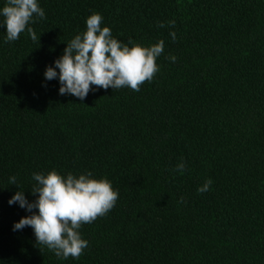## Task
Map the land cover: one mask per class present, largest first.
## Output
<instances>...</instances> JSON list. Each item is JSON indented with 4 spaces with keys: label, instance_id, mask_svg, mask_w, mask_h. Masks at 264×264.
<instances>
[{
    "label": "trees",
    "instance_id": "trees-1",
    "mask_svg": "<svg viewBox=\"0 0 264 264\" xmlns=\"http://www.w3.org/2000/svg\"><path fill=\"white\" fill-rule=\"evenodd\" d=\"M39 6L38 40L25 31L5 42L0 27V264H264V0ZM92 12L125 43L164 40L138 91L97 87L81 101L44 79ZM50 168L89 170L118 190L112 209L81 225L88 247L75 259L36 244L30 226L12 230L29 213L7 203L8 177L34 200L32 173Z\"/></svg>",
    "mask_w": 264,
    "mask_h": 264
},
{
    "label": "clouds",
    "instance_id": "clouds-1",
    "mask_svg": "<svg viewBox=\"0 0 264 264\" xmlns=\"http://www.w3.org/2000/svg\"><path fill=\"white\" fill-rule=\"evenodd\" d=\"M44 17L39 0H3L0 27L4 29L5 42L15 41L25 31L33 41L38 40L30 25ZM102 20L100 13H90L84 21L85 29L73 35L62 53L53 59L51 65L45 66L43 77L46 81H58L59 94H71L82 101L97 87H128L138 91L143 82L151 81L159 71L156 58L163 52V39L145 45L129 38L125 43L112 35L110 27L102 26ZM167 25L169 36L175 41L177 36L172 31L175 20H167ZM157 27H165V22L158 21ZM167 59L175 62L176 56L169 54ZM184 167L182 161L176 165L177 171H183ZM8 180L9 184L16 186V191L7 203H16L29 213L14 221L12 230L30 226L36 244L46 246L61 261L81 255L88 247V241L79 231L81 225L105 215L118 198V190L112 187L109 179L97 177L89 170L61 174L50 168L33 172L35 183L30 192L36 194L34 200L25 197L24 188L18 187L15 175L9 176ZM211 183L210 178L205 179L196 191L209 190Z\"/></svg>",
    "mask_w": 264,
    "mask_h": 264
}]
</instances>
